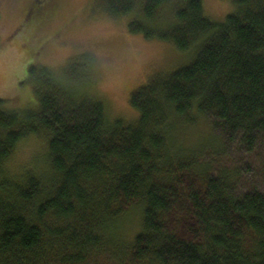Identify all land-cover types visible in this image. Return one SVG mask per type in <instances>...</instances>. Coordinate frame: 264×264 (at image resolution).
Here are the masks:
<instances>
[{
  "label": "trees",
  "instance_id": "trees-1",
  "mask_svg": "<svg viewBox=\"0 0 264 264\" xmlns=\"http://www.w3.org/2000/svg\"><path fill=\"white\" fill-rule=\"evenodd\" d=\"M106 1L111 16L139 14L131 33L192 56L130 93L134 121L107 119L74 72L61 80L45 66L28 69L34 106L0 97V264H91L117 247L135 205L141 230L123 248L130 264H264V0H229L236 9L223 22L202 0H177L166 30L150 23L170 0ZM194 114L211 118L244 161L212 169L170 148L169 117ZM31 137L45 141L41 164L12 167ZM187 203L192 239L167 224Z\"/></svg>",
  "mask_w": 264,
  "mask_h": 264
},
{
  "label": "rangeland",
  "instance_id": "rangeland-1",
  "mask_svg": "<svg viewBox=\"0 0 264 264\" xmlns=\"http://www.w3.org/2000/svg\"><path fill=\"white\" fill-rule=\"evenodd\" d=\"M202 1L205 14L216 22H223L236 9L229 0ZM176 5L177 0H170L150 25L166 30L175 22ZM138 17L133 12L111 16L106 0H0V97L14 109L34 106L28 69L45 66L61 80L74 72L82 79V90L103 102L107 119L134 121L138 114L129 104L130 93L153 74L183 65L193 52V48L182 51L159 38L131 33L128 24ZM193 117L190 122L176 115L169 117L166 134L170 148L185 156L196 155L199 164H209L212 169L244 161L243 152L214 129L211 118ZM44 152L42 138L23 140L11 166L40 165ZM186 207L182 214L171 212L167 224L181 237L192 239L195 219L188 203ZM141 217V207L135 205L118 224L115 238L119 248L99 255L91 264H130L123 248L141 230Z\"/></svg>",
  "mask_w": 264,
  "mask_h": 264
}]
</instances>
